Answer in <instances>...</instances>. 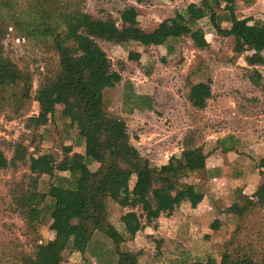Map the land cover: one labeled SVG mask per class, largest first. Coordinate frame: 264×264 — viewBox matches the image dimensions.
I'll return each mask as SVG.
<instances>
[{
  "label": "rangeland",
  "instance_id": "obj_1",
  "mask_svg": "<svg viewBox=\"0 0 264 264\" xmlns=\"http://www.w3.org/2000/svg\"><path fill=\"white\" fill-rule=\"evenodd\" d=\"M80 1L85 12L96 18H114L119 27L121 13L134 8L137 27L145 31L181 16L191 3L200 9L204 5V0ZM223 8L216 11L223 12ZM236 15L240 19L264 20V0L239 1ZM199 27L210 43L207 50L196 49L189 38L149 47L128 43L119 35L99 41L105 52L100 58L105 69L121 76L120 83L105 91L106 109L125 120L142 159L155 166L168 163L173 155L180 154L185 136L195 128L199 143L205 145L206 152H213L208 161L211 175H207L206 168L181 175L183 184L193 186L184 202L190 207L200 205L198 213L183 211L155 193V199L134 209L143 224L134 237L125 231L121 217L132 211L124 206V186L133 187L136 179L126 178L117 186L120 196L108 201L109 222L128 238L122 250L135 257V264L219 263L225 243L237 228L234 215L227 210L233 204L245 205L247 198L254 196L255 187L264 184V176L256 170L262 169L264 162V65L257 66L262 81L256 87L250 81L247 65L251 53L239 55L234 51L242 40L217 35L207 19L200 21ZM3 46L4 56L32 75L33 88L29 99L21 98V86L0 93V150L8 160L17 143L28 146V154H53L57 174L68 176L82 164L85 147L78 130L62 116L63 107L53 109L45 126L27 127L28 118L39 113L36 91L43 76L55 67L57 57L45 46L34 40L24 41L14 32L6 36ZM131 52L140 54V59H130ZM200 82L212 88L204 110L194 109L188 100L190 86ZM220 142L232 146V150L220 153ZM67 147L72 148L71 152H65ZM90 168L96 170L97 165L91 164ZM216 178L218 182L213 181ZM30 181L26 163L19 162L16 168L0 167V264H20V257L34 251L35 240L14 201ZM53 182L45 171L38 180L39 191L47 192ZM45 206L39 203L46 219L38 229L39 242L54 245L57 233L50 229ZM216 220L220 224L214 230ZM117 260L114 243L97 232L84 255L66 250L61 264H118Z\"/></svg>",
  "mask_w": 264,
  "mask_h": 264
},
{
  "label": "trees",
  "instance_id": "obj_2",
  "mask_svg": "<svg viewBox=\"0 0 264 264\" xmlns=\"http://www.w3.org/2000/svg\"><path fill=\"white\" fill-rule=\"evenodd\" d=\"M239 1L250 0H204L201 9L191 3L181 16L145 31L137 27L138 13L134 8L121 13L119 27L114 18H96L85 12L80 0H0V93L21 86V98L29 99L33 88L32 75L4 56L6 36L14 32L24 41L34 40L45 46L57 57L56 65L42 78L34 96L39 113L28 118L27 127L45 126L53 109L62 106V116L78 130L85 147L82 164L68 176L57 174L53 154H28V146L17 143L12 159L8 160L0 150L1 168H16L22 162L31 174L28 188L22 189L14 200L35 240L33 253L20 257V264H61L66 250L84 255L97 232L114 243L118 264L136 263L135 257L122 250L128 238L109 222L108 201L120 196L117 186L126 178L136 179L133 187L124 186V206L132 211L121 217L125 231L134 237L143 228L141 216L134 209L155 199V193L171 200L175 207L180 206L193 190L191 184H183L181 175L204 170L213 152H206L205 145L199 143L195 128L185 136L180 154L173 155L168 163L155 166L142 159L132 144L125 120L106 109L105 91L120 83L121 76L105 69L100 61L105 52L99 41L119 35L128 43L149 47L189 38L196 49L207 50L210 43L199 27V22L207 19L217 35L242 40L243 44H236L234 51L239 55L251 53L247 59L250 81L259 87L262 75L257 66L264 65V20L238 18ZM222 6L223 12L216 11ZM129 58L139 60L140 54L131 52ZM211 97L209 84L190 86L188 100L194 109L204 110ZM217 147L223 152L232 150L223 142ZM71 150L65 148V152ZM91 164L97 165L96 170L90 168ZM260 167L264 168V162ZM45 171L54 182L47 192H40L38 180ZM247 199L245 205L233 204L227 210L234 215L237 228L225 243L220 262L197 264H264V184ZM39 203H46L50 229L57 233L54 245L39 242L38 229L46 223ZM219 224L216 220L213 229L217 230Z\"/></svg>",
  "mask_w": 264,
  "mask_h": 264
},
{
  "label": "crops",
  "instance_id": "obj_3",
  "mask_svg": "<svg viewBox=\"0 0 264 264\" xmlns=\"http://www.w3.org/2000/svg\"><path fill=\"white\" fill-rule=\"evenodd\" d=\"M261 74V73H260ZM257 87V86H256ZM260 87V86H259ZM220 153H222V148H219V150H218ZM217 152V151H216ZM212 155V154H211ZM210 155V156H211ZM209 156V158H208V161L211 159V157ZM208 161H207V165H206V171H207V175H211L212 173H213V171H209V168H208ZM257 171H258V175H263L264 176V168L263 169H256ZM262 172V173H261ZM196 173H198V172H196ZM216 181V182H218L219 180L216 178V179H213V181ZM221 180V179H220ZM202 183H203V181H202ZM204 183H205V181H204ZM260 185H262V184H259L258 186H256L255 187V190H254V192H256V190L258 189V187L260 186ZM244 193V192H243ZM245 194V193H244ZM252 198V197H251ZM198 208H200V205H194V207H190L189 205H188V203H182L181 205H180V207H179V209H182L183 211H185V210H188V211H192V212H194L195 214H197L198 212H197V209ZM175 213V212H174Z\"/></svg>",
  "mask_w": 264,
  "mask_h": 264
}]
</instances>
